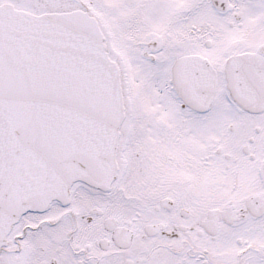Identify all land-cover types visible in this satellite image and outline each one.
I'll return each mask as SVG.
<instances>
[{"label": "snow or ice", "instance_id": "obj_1", "mask_svg": "<svg viewBox=\"0 0 264 264\" xmlns=\"http://www.w3.org/2000/svg\"><path fill=\"white\" fill-rule=\"evenodd\" d=\"M0 264H264V0H0Z\"/></svg>", "mask_w": 264, "mask_h": 264}]
</instances>
